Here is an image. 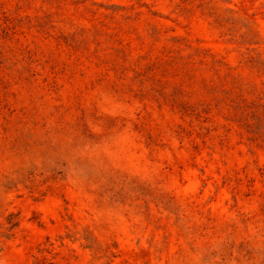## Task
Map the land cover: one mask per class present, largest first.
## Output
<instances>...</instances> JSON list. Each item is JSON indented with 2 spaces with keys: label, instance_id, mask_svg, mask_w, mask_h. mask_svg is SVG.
I'll return each mask as SVG.
<instances>
[{
  "label": "rangeland",
  "instance_id": "1",
  "mask_svg": "<svg viewBox=\"0 0 264 264\" xmlns=\"http://www.w3.org/2000/svg\"><path fill=\"white\" fill-rule=\"evenodd\" d=\"M0 264H264V0H0Z\"/></svg>",
  "mask_w": 264,
  "mask_h": 264
}]
</instances>
